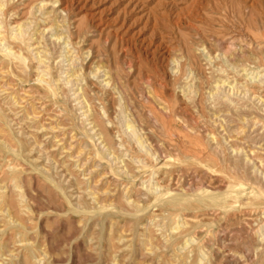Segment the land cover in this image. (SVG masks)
<instances>
[{
	"label": "rangeland",
	"instance_id": "rangeland-1",
	"mask_svg": "<svg viewBox=\"0 0 264 264\" xmlns=\"http://www.w3.org/2000/svg\"><path fill=\"white\" fill-rule=\"evenodd\" d=\"M46 1L0 0V264H264V0Z\"/></svg>",
	"mask_w": 264,
	"mask_h": 264
},
{
	"label": "bare ground",
	"instance_id": "bare-ground-1",
	"mask_svg": "<svg viewBox=\"0 0 264 264\" xmlns=\"http://www.w3.org/2000/svg\"><path fill=\"white\" fill-rule=\"evenodd\" d=\"M40 1H42V0H40ZM45 2H47L46 0H45ZM58 2V1H57ZM55 4H57V3H55ZM43 5V4H42ZM46 5V4H45ZM44 5V6H45ZM49 5H50V3H49ZM38 6V5H37ZM52 7H53V5H51ZM2 7V6H1ZM41 7V6H40ZM48 7V6H47ZM50 8V7H49ZM77 8V7H76ZM43 9V8H42ZM39 10V9H38ZM45 10V9H44ZM67 10V9H66ZM10 16V15H9ZM8 17V16H7ZM192 24V23H191ZM20 25V24H19ZM247 25V24H246ZM22 26V25H21ZM16 28H18V26H16ZM22 28V27H21ZM13 29V28H12ZM19 29V28H18ZM17 29V30H18ZM1 30V29H0ZM14 30V29H13ZM49 30V29H48ZM16 31V30H15ZM20 31V30H19ZM50 31V30H49ZM12 32H14V31H12ZM21 32V31H20ZM20 32H18V34H15V38H18L20 35H21V33ZM46 33V32H45ZM57 33V32H56ZM23 34V33H22ZM63 34V33H62ZM1 35V34H0ZM246 36V35H245ZM13 37V36H12ZM21 37V36H20ZM57 39H58V37H57ZM52 40H53V38H52ZM60 40V39H59ZM2 41V40H1ZM2 45V44H1ZM14 45V44H13ZM228 45H230V44H228ZM249 45V44H248ZM29 47V46H28ZM209 47V46H208ZM4 48H5V46H4ZM10 49V50H9ZM9 49H8V45H7V47L5 48V49H3V50H5L6 51V53L4 52H2L3 54H7V56H13L14 57V53L11 51V48L9 47ZM229 50H231V49H229ZM224 52V51H223ZM1 53V54H2ZM19 55H21V54H19ZM40 55V54H39ZM23 57V56H22ZM38 57V56H37ZM40 57H42V56H40ZM12 58V57H11ZM10 59V58H9ZM18 59H20V57L18 58ZM24 59V58H23ZM22 58H21V61L23 60ZM41 59V58H40ZM3 60V59H2ZM12 60V59H11ZM14 60V59H13ZM68 60V59H67ZM15 61H16V59H15ZM25 61V60H24ZM44 61V60H43ZM16 62H18V60L16 61ZM23 62V61H22ZM39 62V61H38ZM40 62H42L41 60H40ZM128 62V61H127ZM129 62H132V61H129ZM19 63H21L20 61H19ZM131 64V63H130ZM127 69V68H126ZM44 70V69H43ZM98 71H99V69H98ZM41 72V71H40ZM45 73V72H44ZM99 73V72H98ZM50 74V73H49ZM42 76H43V74H41ZM41 75H40V77H41ZM70 75V74H69ZM47 76V75H46ZM67 77V76H66ZM147 77V76H146ZM46 78V77H45ZM44 78V79H45ZM100 78V77H99ZM42 80V79H41ZM51 80V79H50ZM45 81V80H44ZM47 81V80H46ZM70 80H68V82H69ZM102 81H104V80H102ZM50 83V82H49ZM47 84V82L45 83V85ZM157 84V83H156ZM52 85V84H51ZM165 85V84H164ZM48 86V85H47ZM53 86V85H52ZM49 88V87H48ZM50 89H52L53 90V87L52 88H50ZM230 89V88H229ZM55 90V89H54ZM79 91V90H78ZM218 91V90H217ZM55 93V92H54ZM31 94V93H30ZM249 94V93H248ZM252 94V93H251ZM39 95V94H38ZM76 95V94H75ZM254 96V95H253ZM2 98V97H1ZM142 98V97H141ZM83 100V99H82ZM232 102V101H231ZM264 103V102H263ZM187 104V103H186ZM8 110V109H7ZM10 111V110H9ZM2 112V111H1ZM17 112V111H16ZM245 114V113H244ZM2 115V114H1ZM7 115V114H6ZM195 118V117H194ZM1 119V118H0ZM37 119V118H36ZM13 123V122H12ZM222 124V123H221ZM128 127V129H129V127H131V126H127L126 125V128ZM229 127V126H228ZM63 128V127H62ZM50 129V128H49ZM93 129V128H92ZM235 130V129H234ZM34 131V130H33ZM90 131H91V129H90ZM93 131H94V129H93ZM92 131V132H93ZM96 132V131H95ZM91 133V132H90ZM99 132L97 131V134H98ZM133 133H135V134H133V136H134V138H135V140L137 141V142H139L140 141V138L141 137H139L138 135H137V132H133ZM89 135V134H88ZM132 135V134H131ZM86 136V135H85ZM96 136V135H95ZM99 137H100V135H98ZM84 137V136H83ZM102 138V137H101ZM261 138V137H260ZM249 139V138H248ZM86 140H87V138H86ZM101 141H103V140H101ZM101 143V142H100ZM104 143H107V142H105L104 141ZM5 144V143H4ZM17 144V143H16ZM8 145V144H7ZM108 145V144H107ZM60 147V146H59ZM105 147H107L106 145H105ZM145 147V146H144ZM146 148V147H145ZM71 149V148H70ZM107 149H111L110 147H109V145H108V148H106L105 150H107ZM109 151V150H108ZM22 153V152H21ZM107 153V152H106ZM98 154V153H97ZM23 155V154H22ZM101 155V154H100ZM102 155H103V153H102ZM101 155V157H103ZM162 156V155H161ZM97 157L99 158V156L97 155ZM168 157V156H167ZM161 158V157H160ZM46 159V158H45ZM101 159V158H100ZM162 160H163V158H162ZM177 162H179V161H177ZM64 164V163H63ZM41 167V166H40ZM44 169V168H43ZM40 170H41V168H40ZM136 170V169H135ZM67 172V171H66ZM119 172V171H118ZM217 172V171H216ZM46 173V172H45ZM47 175V174H46ZM146 185V184H145ZM1 186V185H0ZM3 186V185H2ZM233 186V185H232ZM250 186V185H249ZM77 187V186H76ZM158 187V186H157ZM159 187H160V185H159ZM159 187H158V189H159ZM165 187V186H164ZM241 188V187H240ZM75 189V188H74ZM229 189V188H228ZM153 191H155V190H153ZM196 191V190H195ZM200 190H198V192H199ZM4 192V191H3ZM197 192V193H198ZM221 192V191H220ZM229 192H231V191H229ZM228 192V193H229ZM240 192V191H239ZM78 193V192H77ZM224 193V192H223ZM191 194V193H190ZM195 194V193H194ZM231 194H233V193H231ZM237 194V193H236ZM72 195V194H71ZM98 195V194H97ZM75 196H76V194H75ZM185 196V195H184ZM182 194H178V193H176V192H173V191H170V192H167V193H165L164 195H161L160 196V200H161V202H163L164 204H166V205H177V206H179V205H182L186 200H187V198H185ZM191 196V195H190ZM193 196V195H192ZM191 196V197H192ZM223 196V194H219L216 198H215V200H214V202L213 203H215V204H221V201H222V197ZM78 197V196H77ZM189 197V196H188ZM73 198V197H72ZM75 198V197H74ZM73 198V199H74ZM195 198V197H194ZM211 195L208 193V192H205V191H202L201 193H199V194H197L196 195V200H197V202H195V204L196 203H200V202H206V201H211ZM76 199V198H75ZM189 199V198H188ZM191 200H193V199H191ZM195 200V199H194ZM74 201V200H73ZM72 202V201H71ZM130 202V201H129ZM194 202V201H193ZM192 202V203H193ZM99 203V202H98ZM190 203V202H189ZM208 203V202H207ZM75 204V203H74ZM73 204V205H74ZM264 204V203H263ZM79 205V204H78ZM77 205V206H78ZM96 205H97V203H96ZM108 205H109V203H108ZM103 206V205H102ZM116 206V205H115ZM191 206V205H190ZM76 207V206H75ZM101 207V206H100ZM137 207V206H136ZM154 207V206H153ZM82 208V207H81ZM81 208H79V209H81ZM99 208V207H98ZM119 208V207H118ZM132 208H134L133 206H132ZM1 209H3V208H1ZM83 209H84V207H83ZM86 209H88V208H86ZM100 209V208H99ZM102 210L103 209H105V208H101ZM113 209H116L115 207H113ZM101 210V211H102ZM112 210V209H111ZM3 211H5V210H3ZM7 211V210H6ZM97 211V210H96ZM100 212V211H99ZM10 214V213H9ZM99 214V213H98ZM141 214V213H140ZM263 216V215H262ZM15 220V219H14ZM183 230V229H182ZM175 231V230H174ZM189 234V233H188ZM25 240V239H24ZM125 241H127V240H125ZM128 242V241H127ZM125 243V242H124ZM29 244V243H28ZM27 245V244H26ZM11 253V252H10ZM23 257V256H22ZM24 258V257H23Z\"/></svg>",
	"mask_w": 264,
	"mask_h": 264
}]
</instances>
